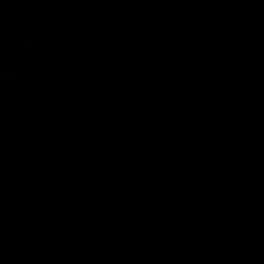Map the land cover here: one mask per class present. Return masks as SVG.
I'll return each mask as SVG.
<instances>
[{
	"label": "water",
	"instance_id": "1",
	"mask_svg": "<svg viewBox=\"0 0 264 264\" xmlns=\"http://www.w3.org/2000/svg\"><path fill=\"white\" fill-rule=\"evenodd\" d=\"M0 264H264V0H0Z\"/></svg>",
	"mask_w": 264,
	"mask_h": 264
}]
</instances>
